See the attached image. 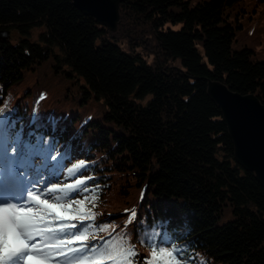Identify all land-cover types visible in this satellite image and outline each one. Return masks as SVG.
I'll return each instance as SVG.
<instances>
[{
    "label": "trees",
    "instance_id": "trees-1",
    "mask_svg": "<svg viewBox=\"0 0 264 264\" xmlns=\"http://www.w3.org/2000/svg\"><path fill=\"white\" fill-rule=\"evenodd\" d=\"M243 3L123 0L111 31L72 0H0V107L8 103L25 140L54 145L61 182L93 177L98 199L84 195L97 223L120 232L125 210H137L127 232L141 264L149 249L139 239L153 230L186 248L190 264H264V187L236 160L207 90L220 80L264 102V60L235 46ZM33 28H43L35 39ZM14 30L22 36L12 41ZM67 85L85 107L97 99L100 113L59 115Z\"/></svg>",
    "mask_w": 264,
    "mask_h": 264
},
{
    "label": "snow or ice",
    "instance_id": "snow-or-ice-1",
    "mask_svg": "<svg viewBox=\"0 0 264 264\" xmlns=\"http://www.w3.org/2000/svg\"><path fill=\"white\" fill-rule=\"evenodd\" d=\"M10 111L7 102L0 107V169L7 172L0 177V264H141L127 232L137 210H125L128 220L120 232L115 224L97 223L100 214L93 211L94 203L93 208L87 206L90 197L84 195L91 193L93 202L98 199L99 185L87 184L93 177L54 182L63 170L62 159L51 154L54 145H47L42 136L36 144L25 140L10 123ZM84 167L81 159L67 174L76 176ZM45 173L48 179H40ZM139 242L149 249L143 264H190L186 248L167 232H145Z\"/></svg>",
    "mask_w": 264,
    "mask_h": 264
},
{
    "label": "water",
    "instance_id": "water-1",
    "mask_svg": "<svg viewBox=\"0 0 264 264\" xmlns=\"http://www.w3.org/2000/svg\"><path fill=\"white\" fill-rule=\"evenodd\" d=\"M123 0H72L82 12L116 31ZM207 90L220 105L234 143L236 160L254 172L264 187V102L253 93L231 90L220 80L208 79Z\"/></svg>",
    "mask_w": 264,
    "mask_h": 264
},
{
    "label": "rangeland",
    "instance_id": "rangeland-1",
    "mask_svg": "<svg viewBox=\"0 0 264 264\" xmlns=\"http://www.w3.org/2000/svg\"><path fill=\"white\" fill-rule=\"evenodd\" d=\"M246 7L247 10H243L241 8ZM243 7L236 8L234 10L233 15L238 13L239 16L242 17L243 25L237 29V42H235V46L243 47L248 45L255 51V56L258 59L264 60V0H247V4L243 3ZM43 28H33L27 36L31 39H35L38 37L39 32ZM22 35L17 31L14 30L11 34V40L15 41ZM68 88L72 87V90H67L68 95L63 98V101L58 104V112L59 115H67L70 117L74 122L81 117H84L85 111L90 110L94 114L100 113V107L98 104L97 99H94L91 103H89L88 107L83 106L85 103L80 101V96L77 88L70 85H67ZM29 88V84L27 81H23L19 88L21 94L23 90ZM73 113H80L81 116H76V118H72L71 114ZM37 163L39 161L37 160ZM7 175V172L2 171L0 169V177ZM62 176L58 174V180L54 182H61ZM42 180L48 179V174L45 173L42 177ZM40 187H43L41 185Z\"/></svg>",
    "mask_w": 264,
    "mask_h": 264
}]
</instances>
